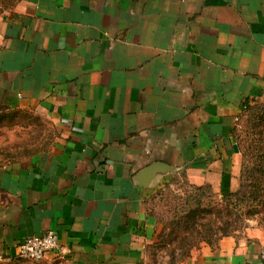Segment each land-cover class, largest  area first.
Here are the masks:
<instances>
[{
	"label": "crops",
	"instance_id": "obj_1",
	"mask_svg": "<svg viewBox=\"0 0 264 264\" xmlns=\"http://www.w3.org/2000/svg\"><path fill=\"white\" fill-rule=\"evenodd\" d=\"M264 100V0H14L0 10V107L56 139L0 166V263L147 264L157 221L137 177L155 160L235 185L232 130ZM159 175L157 181L161 180ZM52 229L69 250L20 258ZM264 228L172 264H264Z\"/></svg>",
	"mask_w": 264,
	"mask_h": 264
},
{
	"label": "rangeland",
	"instance_id": "obj_2",
	"mask_svg": "<svg viewBox=\"0 0 264 264\" xmlns=\"http://www.w3.org/2000/svg\"><path fill=\"white\" fill-rule=\"evenodd\" d=\"M13 1L0 0V10L11 5ZM258 101L264 100L254 102ZM57 134L58 128L54 123L42 119L32 111L22 109L13 120L7 119L0 126V166L7 162L20 160L34 151L48 146L56 139ZM239 173L240 171L236 176L235 185L231 188L233 190L239 186ZM160 179L154 184L153 191L147 197L149 210L155 217L158 226L154 241L148 247L147 264H170L174 258L179 262L186 259L192 250L204 243L216 244L225 235H245L254 227L264 228V205L261 204L253 209L246 207L229 209L223 200L222 191L215 189L213 185V211L203 212L197 225L191 223L189 228L174 227L172 217L168 216L166 212L168 205L161 198V194L156 193L158 190L164 189L166 196L169 189H173L175 193L183 194L184 190L180 187V182L184 179L179 173L173 172L166 173ZM1 196L0 190V200ZM208 223L213 226L211 227ZM224 227L227 229L225 235L222 233ZM204 232H207L206 234L209 236L212 235L210 240L202 238L201 234ZM184 235H189V237L185 238ZM181 243L186 246L190 245L186 250V253L189 251V254H182L183 249L178 247ZM174 248L176 254L173 253Z\"/></svg>",
	"mask_w": 264,
	"mask_h": 264
},
{
	"label": "trees",
	"instance_id": "obj_3",
	"mask_svg": "<svg viewBox=\"0 0 264 264\" xmlns=\"http://www.w3.org/2000/svg\"><path fill=\"white\" fill-rule=\"evenodd\" d=\"M21 111L20 108L0 107V126L7 119L13 120ZM232 136L239 145L242 159L238 188L234 190L230 188L231 175L229 172H223L221 191L226 207L253 209L261 204L264 205V101L245 105L233 127ZM175 173H179L184 179L180 182L184 193H175L173 189H169L168 195L165 196L164 189H160L156 194H161V198L168 205L166 212L172 217L173 226L189 228L191 223L197 225L203 212L213 211V186L209 182L202 184L192 182L188 179L185 170ZM208 224L213 226L211 223ZM206 233L201 234L202 238L210 240L212 235L209 236ZM222 233L227 234L226 227L222 229ZM184 236L189 237V235ZM189 246L181 243L178 247L183 249L182 254H185ZM173 253L176 254L175 248ZM186 254H189V251ZM176 262L174 258L170 264Z\"/></svg>",
	"mask_w": 264,
	"mask_h": 264
},
{
	"label": "built area",
	"instance_id": "obj_4",
	"mask_svg": "<svg viewBox=\"0 0 264 264\" xmlns=\"http://www.w3.org/2000/svg\"><path fill=\"white\" fill-rule=\"evenodd\" d=\"M69 249L60 240L57 231L49 229L43 234H32L19 242L18 255L21 258L39 261L46 252L55 251L57 255H64ZM260 256L264 259V244L260 249Z\"/></svg>",
	"mask_w": 264,
	"mask_h": 264
},
{
	"label": "water",
	"instance_id": "obj_5",
	"mask_svg": "<svg viewBox=\"0 0 264 264\" xmlns=\"http://www.w3.org/2000/svg\"><path fill=\"white\" fill-rule=\"evenodd\" d=\"M233 146L236 151L240 150L237 142H234ZM173 170H175V167L172 164L162 160H155L140 169L137 177L142 185L148 186L152 183H157L159 175L163 176Z\"/></svg>",
	"mask_w": 264,
	"mask_h": 264
}]
</instances>
